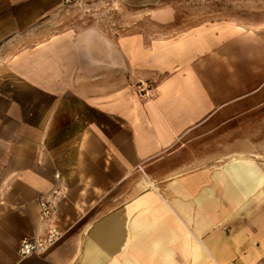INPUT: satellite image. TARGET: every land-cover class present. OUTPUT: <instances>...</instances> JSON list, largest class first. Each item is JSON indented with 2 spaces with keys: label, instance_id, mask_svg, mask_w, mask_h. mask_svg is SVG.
<instances>
[{
  "label": "crops",
  "instance_id": "0c3cea01",
  "mask_svg": "<svg viewBox=\"0 0 264 264\" xmlns=\"http://www.w3.org/2000/svg\"><path fill=\"white\" fill-rule=\"evenodd\" d=\"M116 4L0 0V264H263L264 23Z\"/></svg>",
  "mask_w": 264,
  "mask_h": 264
},
{
  "label": "rangeland",
  "instance_id": "374dc122",
  "mask_svg": "<svg viewBox=\"0 0 264 264\" xmlns=\"http://www.w3.org/2000/svg\"><path fill=\"white\" fill-rule=\"evenodd\" d=\"M113 12H120L122 1L128 10L129 25L123 24V30L131 32L136 28L132 22L137 18H147L154 8L175 4L178 12V27L187 29L198 25L201 21H217L235 18L264 23V0H113ZM116 4V5H115ZM119 7V8H118ZM150 16V15H149ZM124 18V15H123ZM142 22V21H140ZM146 22V21H143ZM147 27V24H146ZM256 28H264V24H255Z\"/></svg>",
  "mask_w": 264,
  "mask_h": 264
},
{
  "label": "built area",
  "instance_id": "2783aa9c",
  "mask_svg": "<svg viewBox=\"0 0 264 264\" xmlns=\"http://www.w3.org/2000/svg\"><path fill=\"white\" fill-rule=\"evenodd\" d=\"M142 92L147 89L139 88ZM59 179V175H56ZM63 192L56 189L47 198H42L39 202L40 215L42 221L51 222L54 216V200L56 197H63ZM63 235L62 230L53 222L46 228L44 234L33 238L23 239L18 248V254L21 258H30L32 256L42 255L46 253ZM264 264V263H263Z\"/></svg>",
  "mask_w": 264,
  "mask_h": 264
}]
</instances>
